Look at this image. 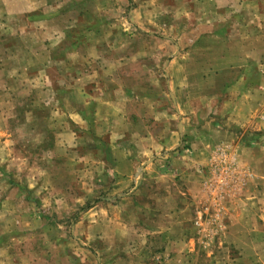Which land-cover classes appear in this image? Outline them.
I'll return each mask as SVG.
<instances>
[{"label":"rangeland","instance_id":"rangeland-1","mask_svg":"<svg viewBox=\"0 0 264 264\" xmlns=\"http://www.w3.org/2000/svg\"><path fill=\"white\" fill-rule=\"evenodd\" d=\"M54 1L77 2L80 17L71 10L61 24L4 26L9 37L6 49L0 47L2 264H264V88L254 93L229 86L227 73L203 70L209 54L202 40L174 35L192 27L186 14L184 21L174 14L177 4L189 0ZM93 2L108 10L101 5L91 12ZM63 26L66 35L81 40V54L92 43L104 52L96 62L114 85L163 111L156 119L152 108L140 111L145 117L132 119L131 132L162 129L173 141L180 136L176 150L183 156L173 164L165 159L170 180L156 182L153 172L146 181L138 178L132 190L118 188L109 173L97 176L89 163L77 161L72 136L60 134L40 102L48 76L24 66L33 41L27 35L41 42L42 35H61ZM176 43L182 56L171 60ZM13 75L24 77L14 94L5 86ZM243 76L248 84H264L258 71ZM239 92L244 99L257 96L261 109L226 120ZM31 97L39 102L26 106Z\"/></svg>","mask_w":264,"mask_h":264},{"label":"crops","instance_id":"crops-1","mask_svg":"<svg viewBox=\"0 0 264 264\" xmlns=\"http://www.w3.org/2000/svg\"><path fill=\"white\" fill-rule=\"evenodd\" d=\"M101 5L93 2L91 12L100 11ZM77 6L79 4L72 1L0 0V47H7L4 40L9 36L4 35L5 25L25 22L43 26L50 21L61 24L64 14L71 10L76 12ZM176 7L174 14L183 21L187 15L192 27L186 33L179 31L174 35H192L193 41L202 40L204 55L209 54L208 62L204 59L203 70L227 73L229 86L251 88L250 92L254 93L264 88V84L252 81L248 84L243 76L248 69L264 74V0H189L186 5L181 3ZM101 8L108 10L106 4ZM76 16L80 17V14L76 12ZM65 27L60 29L61 35H42L41 42L37 41L36 35H27L26 39L33 41L26 49L28 64L24 66L27 71L40 68L44 76H48L43 79L45 96L40 102L48 117L61 129L60 134L64 138L72 136L70 148L75 150L77 161L82 165L89 163L97 176L104 177L109 173L118 188L132 190L133 184L140 183L138 178L143 176L146 181L153 172L156 182L170 180L166 174L169 172L164 169L165 159L171 158L173 164L183 156L176 150L180 136L173 141L172 133L166 137L162 129H146L138 135L131 132L134 128L132 119L145 117L140 111L152 108L154 119L161 118L163 111L153 109L151 99L131 96L132 93L114 85L116 81L108 75L107 69L96 62L104 52L98 53L92 43L81 54V40L78 36L66 35V30L62 31ZM89 31L94 32L92 25ZM178 49L176 43L177 52L171 53V60L182 56ZM23 81L22 75H13L6 80L5 86L14 94ZM258 99L251 94L244 99L243 93L239 92L235 96V111L227 112L226 120L255 116L261 109ZM24 102L30 106L39 101L31 97ZM172 102L174 106V100ZM135 104L139 105L138 108ZM174 109L176 111L175 106ZM258 117L259 114L256 119ZM261 117L264 120V112ZM254 212V221L258 223V210ZM2 262L0 259V264Z\"/></svg>","mask_w":264,"mask_h":264}]
</instances>
